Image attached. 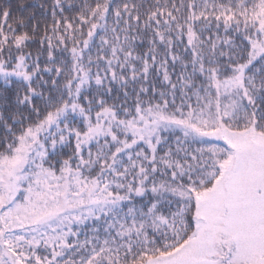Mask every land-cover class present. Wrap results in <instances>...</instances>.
<instances>
[{
  "label": "snow or ice",
  "instance_id": "obj_1",
  "mask_svg": "<svg viewBox=\"0 0 264 264\" xmlns=\"http://www.w3.org/2000/svg\"><path fill=\"white\" fill-rule=\"evenodd\" d=\"M0 264H264V0H0Z\"/></svg>",
  "mask_w": 264,
  "mask_h": 264
}]
</instances>
